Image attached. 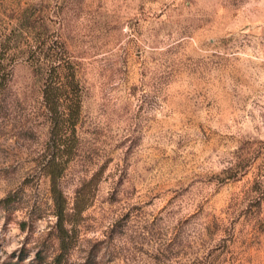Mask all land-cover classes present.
I'll list each match as a JSON object with an SVG mask.
<instances>
[{
  "label": "rangeland",
  "instance_id": "374dc122",
  "mask_svg": "<svg viewBox=\"0 0 264 264\" xmlns=\"http://www.w3.org/2000/svg\"><path fill=\"white\" fill-rule=\"evenodd\" d=\"M0 47V264H264V0H0Z\"/></svg>",
  "mask_w": 264,
  "mask_h": 264
},
{
  "label": "trees",
  "instance_id": "16d2710c",
  "mask_svg": "<svg viewBox=\"0 0 264 264\" xmlns=\"http://www.w3.org/2000/svg\"><path fill=\"white\" fill-rule=\"evenodd\" d=\"M35 39V45L29 44L30 46V51L32 55H36V58L43 62L42 66L46 65V75H45V87L43 89V95H44V99L46 101V104L49 108V110L52 112V121H51V131L53 133V135H55L56 139H57V143H56V151L53 153L52 156V169H51V181L53 183V188H54V194H55V203H56V207L58 210V214H59V222L62 221V216H63V205H62V201H61V197H60V191L56 188V186L54 184H56V181L58 179L59 176V172H60V154L56 153L58 150L61 149V147H65L66 146V142L64 140H62V136H65L64 134L67 133V131H69L70 125L69 123H72V115H73V109H72V103H73V96L70 93V90L68 89L67 85H65L64 83H59L57 80L58 77L56 79H54L56 77V75L58 74V68L59 67H63V69L65 67H67L65 61H59L61 58L57 57V58H53L50 56H54V54L61 52L62 49V45L60 44V48L58 45V41L57 39L54 40L53 44H49L48 46H43L41 45V48L39 47V49H37L38 44L37 42H39L40 44V40H37L36 36H33ZM1 48V47H0ZM5 52H8V48L4 47L0 49V53L5 54ZM40 52H42L40 54ZM49 57V58H48ZM38 60V61H39ZM71 69V70H70ZM69 72H71V74H73V69L70 68ZM68 70V67H67ZM70 74V73H69ZM66 105L63 106V108L61 109V107H59V105ZM62 140V141H60ZM62 147V148H63Z\"/></svg>",
  "mask_w": 264,
  "mask_h": 264
}]
</instances>
